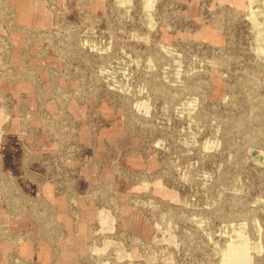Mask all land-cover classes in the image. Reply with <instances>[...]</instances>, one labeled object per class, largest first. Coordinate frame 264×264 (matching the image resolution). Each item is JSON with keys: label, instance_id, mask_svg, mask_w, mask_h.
I'll return each instance as SVG.
<instances>
[{"label": "rangeland", "instance_id": "374dc122", "mask_svg": "<svg viewBox=\"0 0 264 264\" xmlns=\"http://www.w3.org/2000/svg\"><path fill=\"white\" fill-rule=\"evenodd\" d=\"M0 264H264V0H0Z\"/></svg>", "mask_w": 264, "mask_h": 264}]
</instances>
